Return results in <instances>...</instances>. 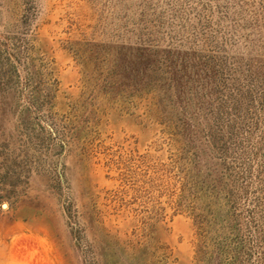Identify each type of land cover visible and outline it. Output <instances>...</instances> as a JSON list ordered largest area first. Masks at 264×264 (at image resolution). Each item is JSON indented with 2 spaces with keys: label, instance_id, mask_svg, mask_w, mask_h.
I'll use <instances>...</instances> for the list:
<instances>
[{
  "label": "rangeland",
  "instance_id": "1",
  "mask_svg": "<svg viewBox=\"0 0 264 264\" xmlns=\"http://www.w3.org/2000/svg\"><path fill=\"white\" fill-rule=\"evenodd\" d=\"M254 73L264 0H0V264H264Z\"/></svg>",
  "mask_w": 264,
  "mask_h": 264
},
{
  "label": "trees",
  "instance_id": "2",
  "mask_svg": "<svg viewBox=\"0 0 264 264\" xmlns=\"http://www.w3.org/2000/svg\"><path fill=\"white\" fill-rule=\"evenodd\" d=\"M259 49V48H258ZM260 50V49H259ZM261 50H262V48H261ZM254 59V58H253ZM248 73H251L252 74V72H251V69H249L248 70ZM255 75H256V79H257V81H259L260 83H259V87H260V92L261 93H259V95H260V97H261V99L263 100L262 102H263V104H264V73H254ZM254 75V76H255ZM263 165H264V155L262 156V160H260V169H262V167H263ZM261 174V173H260ZM262 175L264 176V171L262 172ZM233 188H235V190L237 189V187H236V185L234 186L233 185ZM235 190H233V192L235 191ZM232 196H234L233 194H232Z\"/></svg>",
  "mask_w": 264,
  "mask_h": 264
}]
</instances>
